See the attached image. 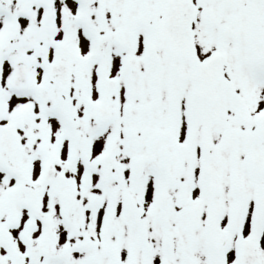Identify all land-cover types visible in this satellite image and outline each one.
<instances>
[{
  "label": "snow or ice",
  "instance_id": "6c2138e0",
  "mask_svg": "<svg viewBox=\"0 0 264 264\" xmlns=\"http://www.w3.org/2000/svg\"><path fill=\"white\" fill-rule=\"evenodd\" d=\"M0 264H264V0H0Z\"/></svg>",
  "mask_w": 264,
  "mask_h": 264
}]
</instances>
